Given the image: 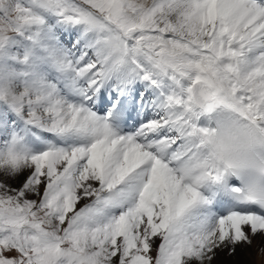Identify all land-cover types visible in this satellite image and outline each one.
I'll use <instances>...</instances> for the list:
<instances>
[{
    "label": "snow or ice",
    "instance_id": "1",
    "mask_svg": "<svg viewBox=\"0 0 264 264\" xmlns=\"http://www.w3.org/2000/svg\"><path fill=\"white\" fill-rule=\"evenodd\" d=\"M257 237L264 264V0H0V264Z\"/></svg>",
    "mask_w": 264,
    "mask_h": 264
},
{
    "label": "rangeland",
    "instance_id": "2",
    "mask_svg": "<svg viewBox=\"0 0 264 264\" xmlns=\"http://www.w3.org/2000/svg\"><path fill=\"white\" fill-rule=\"evenodd\" d=\"M16 183V181H13ZM260 244V238L257 237L253 246H240L237 248V253L234 257H222L227 261V264H260V257L257 255V247Z\"/></svg>",
    "mask_w": 264,
    "mask_h": 264
}]
</instances>
